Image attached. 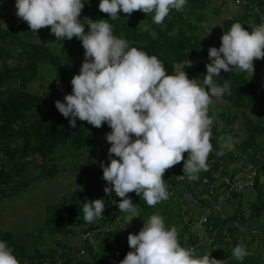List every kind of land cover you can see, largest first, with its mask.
I'll return each mask as SVG.
<instances>
[{"label":"trees","instance_id":"trees-1","mask_svg":"<svg viewBox=\"0 0 264 264\" xmlns=\"http://www.w3.org/2000/svg\"><path fill=\"white\" fill-rule=\"evenodd\" d=\"M8 2L10 0L5 1V7ZM100 2L82 0L85 6L80 22L85 25V31L89 30L87 19L93 22L108 20L114 36L127 40L129 47H136L149 56L155 55L169 75H173L175 64L193 58L192 52L188 53L184 46L178 45L180 40H189V36L197 31L191 28L193 26L190 23L189 27L186 25V17L206 14L209 18L211 10L222 6L217 0H187L183 10H171L159 26L150 24L143 27V23H150L153 14L136 11L129 15L120 11L118 18L112 20L108 14L99 11ZM243 12L246 21L241 24L251 31L246 26L249 19L255 20L253 27L264 23V0L259 5L253 3L246 6ZM7 16V23L3 25L2 19ZM174 20L177 21L173 23ZM234 23H237L234 19L226 20L222 23L221 35L204 38L203 44L208 54L200 56L201 61L197 60L201 66L198 70L202 68L207 71L206 65L211 63L209 49L221 47L222 35ZM46 29L50 27L33 32L16 13L0 15V199L17 195L22 187L54 178L64 171L80 176L79 182H83L84 186L49 205L51 219L46 223L49 226L48 234H44L48 238L53 237L55 244H50L46 253L39 250L40 245L46 243L45 237L38 236L32 246L28 239L0 229V241L7 242L20 264H120L132 251L128 243L129 234H138L142 229L136 223L147 221L152 214L161 215L165 226L179 228L181 246L193 248L197 256L216 250L211 257L223 261V264H264V252L252 248L258 240L264 247V232L257 233L264 226V119L256 120L247 113L250 108H262L264 115V86L261 87V82L248 83L244 76L234 73L229 75L222 71L220 76L214 77V81L221 86L230 79L232 94L226 93L219 99L227 107L218 114V119L209 109V116L213 118L210 140L213 150L207 160V170L198 173L195 180H189L187 176L180 178L183 175V161L167 170L164 182L169 198L154 207L148 206L135 192L129 193L133 203L139 205V216L136 217L120 212L118 203L121 198L114 191L111 195L105 193L104 189L111 185L103 179V169L89 173L80 167L79 157L89 154L99 158L105 154L99 163L110 164L111 145L107 141V134L112 129L106 122L96 128L79 119L76 121L77 126L72 128L70 118H65L55 107L56 101L64 102V97L72 93L71 80L80 73L85 49L82 41L76 37L61 39V46L54 45L60 49L50 47L43 39ZM187 29H190L189 35L184 33ZM171 31H176V35L172 36ZM201 33L196 38L201 37ZM260 61L264 64V59ZM51 69L57 79L65 82L64 89L58 93H40L28 89L43 75H48ZM261 71L264 74V69ZM240 117L244 122L245 138L237 145L238 151H227L225 142L229 134L235 131L233 126ZM102 150L105 153H101ZM187 156L185 153V160ZM112 158L118 159L115 156ZM90 161L97 163L98 160ZM32 168L40 169L42 173L28 178ZM251 170H255V173L250 178ZM226 178L229 181L237 178L240 183L247 182L244 191L248 195L254 194L247 198L246 204L241 198L244 191L236 190L225 197L224 200L234 207L228 215L221 211L215 215L198 212L210 206L208 199H204L205 195L215 202L219 199L218 195L209 194V184L204 179L216 183L215 191H219L227 187ZM250 179L255 180L251 187ZM97 199L104 200L103 216L93 223H87L83 219V205ZM203 217L206 222L198 227L197 223ZM129 218L134 221L131 228L128 227ZM86 233L93 235V241L78 238ZM245 234L249 235L246 249L250 255L239 261L233 256V249L238 244L244 245L247 241ZM202 235L205 237L204 242L200 238ZM70 236L72 241L74 238L80 239L77 249L72 242H69L70 245L64 243ZM240 238H244V241L240 242ZM82 252L86 255L78 257Z\"/></svg>","mask_w":264,"mask_h":264},{"label":"clouds","instance_id":"clouds-1","mask_svg":"<svg viewBox=\"0 0 264 264\" xmlns=\"http://www.w3.org/2000/svg\"><path fill=\"white\" fill-rule=\"evenodd\" d=\"M5 1L0 0V15L16 13L33 32L50 27L43 31L46 43L48 35L60 42L73 37L82 41L85 60L80 73L71 80L72 93L64 97V102L56 101L55 107L65 118H70L72 128L77 126L79 119L96 128L106 122L112 129L107 134L111 145L110 164L101 165L103 179L111 187L104 191L108 195L114 191L121 198L118 203L120 212L136 217L139 216V205L133 203L129 193L135 192L148 206L154 207L169 198L164 182L167 170L183 161L180 178L187 176L190 180L197 179L198 173L207 170V160L213 150L210 142L213 118L209 116V106L212 97L222 99L226 93L232 94L230 79L221 86L214 77L220 76L222 70L231 72L233 68L253 76L254 61L264 59V23L248 31L242 26L243 22H237L222 35L219 49H209L211 63L206 65L207 71L201 68L190 78L186 71L169 75L155 55L149 56L136 47H129L127 40L114 36L108 20L93 22L87 19L89 30L86 32L85 25L80 22L85 6L82 0H10L6 7ZM222 1L227 8H221L227 11L215 23L206 14L192 17L196 24H210L207 30L198 31L202 33L195 44L202 48V53L192 52L196 60L201 61L199 57L208 54L204 38L221 35L222 23L235 16L229 17L232 10H244L250 4L259 5L261 2ZM186 3L187 0H101L99 11L108 14L112 20L118 18L120 11L129 15L142 11L153 14L150 23H143V27L150 24L159 26L171 10L181 11ZM229 3L236 8L229 10ZM239 16H244V12ZM2 22L5 25L7 20L3 18ZM185 51L191 53L186 48ZM199 73L202 74L199 76ZM199 78L203 79L198 82ZM185 153L188 154L186 160ZM113 156L118 159H113ZM249 173L251 178L255 170ZM254 181L249 180L250 187ZM207 183L209 186L214 184V191L208 189L210 195L224 196V199L248 186L247 182L226 178L227 187L215 191L216 183L209 180ZM215 205L219 206V202ZM82 211L84 221L93 223L103 216L104 200L88 201ZM203 219L206 218L200 219L198 227L206 222ZM92 236L86 233L80 238L86 241ZM128 243L132 251L120 264H223L211 254L197 256L193 248L181 246L176 227H166L159 214H152L138 234H129ZM248 243L238 244L233 249L237 260L243 261L250 255L246 249ZM0 264H20L6 241H0Z\"/></svg>","mask_w":264,"mask_h":264},{"label":"rangeland","instance_id":"rangeland-1","mask_svg":"<svg viewBox=\"0 0 264 264\" xmlns=\"http://www.w3.org/2000/svg\"><path fill=\"white\" fill-rule=\"evenodd\" d=\"M218 3L222 4V0H217ZM230 4V3H229ZM223 7L227 8L225 2L222 4ZM222 8H216V10H211L209 12L210 17L209 20L213 21L215 23L216 18H220L221 15L226 13V9L223 11ZM229 10L232 8H236L232 6L231 4L229 5ZM243 10H240L239 8L232 10V13L229 15V17L233 19H236V22L241 23L244 20L246 21V18L241 15ZM212 14V16H211ZM204 16V14L198 15L197 17ZM187 19V26L189 27V23L193 26L191 27L192 29H197V31L189 36V40L186 41H179L180 44L179 46H184L188 51L193 52V53H202V48H197L195 44L196 35L198 31H204L207 30L210 26L208 24L207 26H202L200 24H196L195 21L192 20L191 16L186 17ZM225 18H228L227 16ZM224 18V19H225ZM8 17L4 18V20H7ZM222 19V18H220ZM241 20V21H240ZM177 20H174L173 23H175ZM255 20L249 19L248 22L246 23V26L249 29L253 28ZM173 26V25H172ZM174 27V26H173ZM174 31V30H173ZM171 31V35H176V31L173 32ZM184 33H187L189 35L190 29H187L184 31ZM191 40V41H190ZM174 43H176L174 40H172ZM190 41V42H188ZM47 44L50 47H54V45L61 46L59 41L48 35L47 36ZM61 48V47H60ZM59 47H54V49H60ZM199 62L197 63V60L193 58L192 60H186L182 61L180 63H177L174 66V74L180 72V71H186L187 75L190 77H193L196 75L195 71H197L200 68ZM254 68H255V74L253 76H250L247 72H242L237 68H233L231 72H222L231 74L234 73L239 76H244L245 79L247 80L248 83H257V81L261 82V87L264 86V74H262V69H264V64L260 60L254 61ZM202 73H199L198 75L200 76ZM56 74L52 71V69L48 72V75H43L39 80L34 82L31 86H29V90L31 91H38L40 93H45V92H60L62 89L65 88V82H63L60 79H57ZM227 107V104L215 97H212V104L209 106V109H211L212 115L216 119H218V114L223 112ZM263 109L262 108H250L247 110V113L253 117L254 119H264V115L262 113ZM243 118H239L236 123L234 124L235 131L230 133L226 142L225 146L227 148V151H238L237 145L240 144L243 139L245 138L244 134V122L242 121ZM220 126H222V123L219 121ZM238 132L240 134H238ZM238 134V136H236ZM107 146V150H108ZM101 153H105V150H102ZM105 156V154L102 155ZM102 158L97 157L96 155L90 154L89 156H80V167L84 169V171L89 172V173H95L99 170L102 169L101 165L104 163H99ZM95 160L97 159L96 162H91L90 160ZM65 162V161H62ZM237 167V166H235ZM77 168V167H76ZM81 169V168H80ZM42 173V170L40 169H33L30 172V175L28 178H31L32 176H37ZM80 173L82 171L80 170ZM233 173V172H232ZM235 175V173H234ZM264 178V176L262 177ZM80 176H75L71 175L70 171H64L61 172L56 176V178L53 179H46L42 180L41 182L35 184L33 183L32 185L29 186H24L22 187L17 195L13 194V196L6 197V198H1L0 199V229L2 230H9L12 231L13 234H16L18 236H22L25 239H28V241L31 243L33 246L36 239L38 236L45 237L46 243L40 245V251L46 253V249L48 247H51L50 244H55L53 241V237L48 238L46 234L47 230L49 229V226L46 224L47 221H50L51 219V211H50V204L53 202L60 201L67 193L72 192L76 189H79L80 187H83L84 184L83 182H79ZM25 179H22L24 181ZM237 181V178L235 179ZM23 184V182L20 184V186ZM247 186V185H246ZM7 194H10L8 192ZM252 194H247V191L242 192L241 198L243 200V203L246 204L247 198H250ZM199 199H201V196H199ZM204 199H208L210 202V206L205 207L198 212H201L202 214H213L215 215L217 212L221 211L224 215H228L231 210L234 209V207L231 206V204H227L224 202V196H221L218 200L219 206L215 205L216 202L213 201L209 196L205 195ZM264 217V216H263ZM128 222V227L131 228L134 224V221L129 218L127 220ZM145 220H140L139 222L136 223L139 227L143 228ZM171 222H174V220H171ZM198 225V223H197ZM166 227L170 228L173 227L172 225H167ZM243 229V228H242ZM179 228L177 229V231ZM246 231V230H245ZM264 232V226L262 229H258L257 233ZM46 233V234H44ZM240 237V236H239ZM245 237L247 238V241L249 242V235L245 234ZM61 238V237H60ZM80 238V237H78ZM74 238L72 241V237L68 239V241L64 242L65 244H69L72 242L73 246L75 245V248L77 249L80 245V239ZM202 242H204L205 237L202 235L201 237ZM85 239V238H84ZM90 241H93V237L89 238ZM246 240V239H245ZM244 241V238H240V242ZM245 241L244 245L247 243ZM53 242V243H52ZM70 242V243H69ZM61 247H59V252L61 251ZM254 251H260L264 252V247L261 245L260 241H256L255 244L252 247ZM48 250V249H47ZM216 250L210 251L207 254H213L215 253ZM86 254L81 253L78 257H82ZM225 260V259H223Z\"/></svg>","mask_w":264,"mask_h":264},{"label":"built area","instance_id":"built-area-1","mask_svg":"<svg viewBox=\"0 0 264 264\" xmlns=\"http://www.w3.org/2000/svg\"><path fill=\"white\" fill-rule=\"evenodd\" d=\"M189 180H190V179H189ZM204 181H205V182H208L207 179H205ZM209 188H210L211 191H214V189H213V188H214V184H213V185H210ZM203 221H206V219H203Z\"/></svg>","mask_w":264,"mask_h":264}]
</instances>
